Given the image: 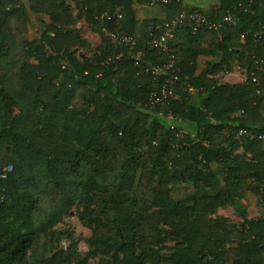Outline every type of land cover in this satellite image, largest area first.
<instances>
[{"label":"trees","instance_id":"obj_1","mask_svg":"<svg viewBox=\"0 0 264 264\" xmlns=\"http://www.w3.org/2000/svg\"><path fill=\"white\" fill-rule=\"evenodd\" d=\"M154 2L166 21H138ZM182 11L211 22L230 13L234 23L180 30L189 41L170 42L173 96L152 104L158 83L137 75L127 55L143 52L146 66L167 62L147 43ZM79 23L101 39L93 59L80 54L90 44ZM262 26L264 0H219L209 11L182 1L0 0V169L14 168L0 180V264H72L75 244L50 257L27 251L82 201L92 235L76 264H264V218L241 205L248 195L264 201V39L254 37ZM119 32L135 37L133 50L112 41ZM234 66L247 81L220 84L215 76ZM192 91L207 96L195 113L197 145L171 124L189 116ZM203 147L215 151L218 171ZM174 186L192 193L175 200ZM228 207L241 223L218 215Z\"/></svg>","mask_w":264,"mask_h":264},{"label":"rangeland","instance_id":"obj_2","mask_svg":"<svg viewBox=\"0 0 264 264\" xmlns=\"http://www.w3.org/2000/svg\"><path fill=\"white\" fill-rule=\"evenodd\" d=\"M33 21H35L34 17ZM77 29L80 31L81 37L90 44V49H86L85 51L80 50V54L85 55L86 53L89 59H93L94 56H97L101 50V39L99 35L95 34V32H93L86 23H81V25ZM32 31L34 32V29ZM178 122L179 121L174 120L171 122V124L178 126ZM185 131L189 133V143H191V140L195 142L196 134L194 136L192 132L188 129H186ZM203 148L207 149V147ZM210 159L214 160L212 166L216 171H218L219 167L215 163V153L211 156ZM138 176L139 173L136 175L135 181L133 182L134 187H136L137 185ZM191 193V189H185L180 186L172 187V197L175 200L185 199ZM86 203V201H82L79 208L74 207L70 214L65 216L62 222L58 226L54 227L49 232V234L42 237L41 240H34L32 247L27 251V257L29 258L30 256L34 255L37 251L44 254L46 257H50L59 250L66 249L71 244H75L78 257H71L72 264H76L78 260L85 258V256L90 251V245L88 241L92 235V226L90 222H88V220L83 222L81 219V209L82 206ZM241 203V205L246 206L248 216L251 215V217L253 218L260 215V217L264 218V201L257 199L253 195H248V197ZM218 215L226 217L232 223L239 224L242 222L239 214H237L235 210L229 207L226 209H219ZM166 247L167 249L162 251V255L167 257L172 253L173 244L169 243ZM225 247L229 248V245ZM139 253H141V250H139ZM99 260L100 258H90L88 259L86 264H99Z\"/></svg>","mask_w":264,"mask_h":264},{"label":"built area","instance_id":"obj_3","mask_svg":"<svg viewBox=\"0 0 264 264\" xmlns=\"http://www.w3.org/2000/svg\"><path fill=\"white\" fill-rule=\"evenodd\" d=\"M170 1L180 3L181 0H160L161 4H168ZM108 21L120 20L122 15H110L108 13L103 15ZM234 23L233 17L228 13L220 22H211L207 17L198 11L187 12L182 11L175 19L171 22L164 25L163 28H158L160 30L159 35H154L151 33L150 39L147 43L150 50H159L169 55V60L163 63L160 66H146L142 64V58L144 53L141 51L136 52L135 54H128V59L133 60L134 66L137 67L140 72L137 73H146L154 76L155 81L160 87V92H154L151 96L152 104H160L163 101L167 100L169 97L173 96L172 85L178 81L179 70L176 67L175 63V53L170 49V42L175 38L177 33L180 30L188 29L193 35H195L199 29L206 28L210 31H218L224 25H231ZM112 41L117 45H122L129 49H134L137 45V40L131 35L124 33H112L110 34ZM254 37L258 39H264V26L260 28L258 32L254 34ZM124 54H120L116 57V60L125 58ZM109 61L107 62V64ZM259 70L264 69V56L261 60L257 61ZM170 74V75H169ZM169 75V76H168ZM165 76L163 83L160 85L159 77ZM243 133L241 132L240 135ZM14 171L13 166L8 165L0 169V180H6Z\"/></svg>","mask_w":264,"mask_h":264},{"label":"crops","instance_id":"obj_4","mask_svg":"<svg viewBox=\"0 0 264 264\" xmlns=\"http://www.w3.org/2000/svg\"><path fill=\"white\" fill-rule=\"evenodd\" d=\"M183 5L191 7V8H198L202 9L204 11H209L213 7H216L219 5V0H181ZM167 15L163 12V8L160 4L157 2L152 3L150 6L141 8L140 11L137 12V19L138 21L143 20H155L157 22H164L166 21ZM81 25L79 23L77 25V28ZM96 34V33H95ZM188 37L185 33L181 32L178 35H176L174 39V43L180 44V45H186L188 42ZM217 81L220 84H228L233 86H241L247 81V73L245 70L241 69L238 66H234L232 70L228 72H222L215 76ZM207 98L206 95H200L195 91H192V99L189 103V116L187 119L179 121L177 123L178 127L184 128V130L188 129L192 132V134L195 136L196 134V110L199 107L203 106L204 100ZM213 123V122H212ZM192 144H198L197 141L193 142L191 140ZM204 149V148H203ZM204 153L211 158L212 155H214L215 151L212 149H204ZM250 218L251 215L249 216ZM257 217H260L258 215Z\"/></svg>","mask_w":264,"mask_h":264}]
</instances>
